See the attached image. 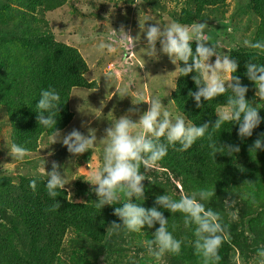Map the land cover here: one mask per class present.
Returning <instances> with one entry per match:
<instances>
[{"label": "trees", "instance_id": "16d2710c", "mask_svg": "<svg viewBox=\"0 0 264 264\" xmlns=\"http://www.w3.org/2000/svg\"><path fill=\"white\" fill-rule=\"evenodd\" d=\"M68 1L0 0V108L6 110L12 125L11 144L24 146L29 154L36 153L54 131L37 122L35 105L41 91L54 88L59 92L62 105L57 113V128L61 130L73 119L69 106L72 89L96 87V82L86 77L89 66L81 51L62 38L66 26H61L62 31H52L51 24L58 28L60 25L49 20V14ZM108 1H115L114 8L120 1L133 8L142 2L139 8L150 6L156 13L166 11H163L162 0ZM176 1L180 2V11L175 8L168 14L173 21L184 25L209 22L213 17L234 21L245 15L246 22L236 26L249 33L232 36L238 42L228 48L231 58L239 65L234 75L249 87L246 98L253 99L256 89L254 82L245 75L246 65L255 61L264 64V53L246 47L243 41H264V0H235L231 15L228 14L229 0ZM126 49L128 53L131 51ZM193 75L195 73L177 78V88L169 94L173 100L171 111L176 115L183 114L197 125L214 124L218 118L216 111L228 108L227 97L220 96L208 103L204 101V107L197 108L194 98L188 95L189 91L197 90ZM258 108L264 117V101ZM237 133L238 125L225 122L212 134L216 142L240 145L241 151L234 157L218 152L215 158L207 137L198 140L186 152L170 148L168 155L158 162V168L172 174L175 180L170 177L168 185L165 182L161 188H156L152 182L144 183L145 200L132 198L133 202L143 203L145 208L157 206V196L166 191L172 193L171 186L174 185L169 184L170 180L177 182L176 187L185 195L198 188L216 192L205 207L220 213L228 225V236L220 248L218 264H237L233 262L236 255L242 264L255 263L256 249L264 246V150L250 151L254 141L264 133V122L250 138L241 139ZM12 160L8 159V163ZM0 173V264H103L105 257V264H203L202 258L194 254L188 243L182 246L179 256L166 254L160 261L150 257L141 242L153 238L158 223L154 228L145 226L142 233H128L113 227V222L122 223L114 214V208L127 201L101 209L96 207V202L71 201L66 189L57 197L61 208L52 212L49 208L56 201L47 195L45 177L38 176L39 173L12 175L8 170ZM32 179H37L36 191L29 186ZM226 199L234 200L235 204L226 207ZM160 210L169 219L170 231L173 224L177 225L174 233L177 238L195 239V226L185 229L180 213ZM231 214L237 217L235 221ZM248 217H251L249 227L253 237L245 234ZM134 243L138 250L133 253Z\"/></svg>", "mask_w": 264, "mask_h": 264}, {"label": "clouds", "instance_id": "9594fccd", "mask_svg": "<svg viewBox=\"0 0 264 264\" xmlns=\"http://www.w3.org/2000/svg\"><path fill=\"white\" fill-rule=\"evenodd\" d=\"M149 20H156V18L147 15L143 21L140 19V28L146 33V46L141 48L143 55L146 54L158 60L161 53L166 54L171 63L176 66L175 71L171 72L174 73L175 85L167 79L159 82L168 89V94L163 97L177 88L178 77L195 73L192 80L197 90L189 91L188 95L194 98L197 108L204 107V101L208 103L220 96L227 97L228 108L216 111L218 118L214 124L210 122L202 125L194 124L183 114H173L171 111L173 100L165 106L161 95L154 94L149 99L144 92H141L133 104L147 102L149 104L147 111L141 112L139 108L133 107L125 115L108 119L110 126L105 129L104 138L98 140L94 128H89L88 134L78 129L62 134L57 128V113H60L62 105L61 96L54 88L41 91L39 102L35 105V110L38 112L37 122L39 126L54 129L51 145L62 142L73 156L82 155L89 150L94 151L97 143L103 145L102 165L94 167L91 162H88L87 168L91 170L88 182L93 185L92 190L98 197L96 207L103 209L106 205L120 203V193L123 192L127 202L114 208V214L122 223L113 222V227L128 233H142L145 226L154 228L158 223L159 227L152 233L153 238L141 242L150 257L160 261L166 254L179 256L182 246L188 243L192 245L194 254L202 258L203 264H218L221 259L220 248L228 236V225L220 213L205 207L206 202L216 196V192L209 191L207 188H198L187 195L181 194L177 199L166 191L165 194L156 197L155 205L159 207L151 208H145L142 206L143 203L133 202L132 198L135 197L136 201L145 200L143 184L147 178L145 172L158 170V162L168 155L170 148L177 152H186L198 140L207 137L208 147L215 158L218 152L233 157L240 153V145L216 142L212 134L221 129L225 122H230L231 125H238L237 134L241 139L250 138L254 130L264 122V117L260 115L261 109L258 108L259 103L264 101V64L255 61L246 65L245 75L249 81L254 82L256 89L254 98L247 99L249 87L242 83L239 76L234 75L239 65L231 58V49L219 41L216 43L210 41L206 33L207 23L198 21L191 25H184L176 21L156 20L154 25L146 26ZM104 30L109 32V36L107 40L101 39L98 42L97 51L103 53L106 50L117 63L125 60L119 52L121 48L134 49L140 41V36L132 37L124 27L117 31L112 25L109 28L105 24ZM157 42L160 45L159 49ZM193 43H195V49ZM243 44L264 53V41L253 42L245 39ZM224 49L229 51L226 53ZM213 57H215L214 63ZM103 77L109 87L113 74L106 72ZM116 92L121 99L130 95L127 88H116ZM111 98L107 95L108 100ZM105 103L106 100L102 101L100 109ZM88 112L101 118L98 114ZM136 113H140L138 120L133 119ZM7 147L13 160L24 162L29 154L24 146L15 143ZM253 150L256 152L264 150V133H261L254 141L250 148V151ZM141 165L144 172L140 170ZM43 167L46 170L45 164ZM60 167L53 162L51 171L42 170V174L46 176L47 195L56 201L49 208L52 212L61 208L57 197L60 192L67 191L65 186L69 184L66 170L61 172ZM29 186L36 191L37 179H32ZM224 203L226 207H229L233 206L235 201L226 199ZM160 209L169 210L172 214L180 213L185 229L195 226V239L188 241L184 237L177 238L174 235L177 225L173 224L170 231L169 219ZM231 219L233 221L237 219L235 214H231ZM255 264H264V246L256 249Z\"/></svg>", "mask_w": 264, "mask_h": 264}, {"label": "rangeland", "instance_id": "374dc122", "mask_svg": "<svg viewBox=\"0 0 264 264\" xmlns=\"http://www.w3.org/2000/svg\"><path fill=\"white\" fill-rule=\"evenodd\" d=\"M163 1L165 5L163 6V11L166 10L165 13L161 11L156 13L153 10L154 7L150 8L148 5L146 9L139 8L142 2H139L136 8H133L129 4L127 5L126 2L120 1L118 7L114 8L115 1L113 3L108 0H81L79 3L76 0H70L63 7L53 10L49 14V20H53L60 25V28H58L57 26L55 27L56 24H51L52 31H62L61 26H66V30L64 31L66 36L61 34L64 35L62 38L81 51L89 66L86 77L88 80L96 82V87L94 88L75 87L72 89L69 106L73 112V119L66 127L61 129L62 134H67L73 129H78L82 133L88 134V129L94 128L96 129L97 139H102L105 135V129L110 126L108 119L125 115L133 107L139 108L141 112L147 111L149 107L147 102H141L138 105L133 104V101L136 102L141 92H144L146 98L149 99L154 94H159L163 97L168 94V89L159 82L167 79L175 85L174 73L171 72L175 71L176 66L171 63L170 58L166 54L161 53L160 58L157 60L148 57L146 54L143 55V50H141L142 47L146 46V33L142 32L140 28V19L143 21L145 16L152 15L156 20L161 22L173 21L168 13L175 8L176 10L180 8V2L176 0ZM229 1L231 4L229 6L230 13L228 14L231 15L236 1ZM230 19L221 21L213 17L212 21H202L207 23L206 33L212 43L219 41L226 47L234 46L238 41L234 40L232 36H243L242 34L249 33V31L245 32L236 26L238 23L241 25L246 22L245 15L236 17L234 21ZM156 20L147 21L146 26L154 25ZM105 24L109 28L112 25L117 31L121 27H124L132 37L140 36V41L134 49L130 48L131 51L129 53L126 47L119 50L121 55L125 57V60L121 61V63H117L106 50L103 53L97 51L96 45L98 42L101 39L107 40L109 36V32L104 30ZM159 47V42H157V48L159 49ZM223 51L227 53L228 49H224ZM214 61L215 57L212 58L213 63ZM106 72L113 74L109 87H107V81L103 77ZM116 73L119 75L116 76ZM149 75L151 76L150 80ZM116 88H127L130 95H126L121 99L119 93L116 92ZM107 95L112 98L108 100ZM105 100L106 103L100 109L102 101ZM169 101V95L162 98V103L165 106L168 105ZM88 111L100 115L101 118H97ZM139 115L140 113L134 114L133 119L138 120ZM0 125V172L8 170L12 171V175L39 173L38 176L46 178L42 174V170L51 171L53 162H56L61 166V172L66 170L69 184L65 187L68 190L70 200L96 202L98 197L92 190L93 185L88 182L91 170L87 168L88 162H91L94 167L102 165V144L97 143L94 151L89 150L82 155L73 156L62 142L51 145L52 136H50L41 143L36 153L28 154L24 162L12 160L11 163H8V159L12 158L9 155L10 150L7 147L12 142V125L8 121L4 108H0ZM44 164L46 170H44ZM140 170L144 172L142 167ZM145 175L147 178L143 181V184L152 182L156 185V188H161L170 177L175 180L172 174L168 175L161 168L149 170L145 172ZM170 181L169 184L175 186H171L172 193L170 194L179 197L181 194L185 195L182 189L179 190L176 187L177 182ZM120 196V201H127V197L123 192L120 193ZM135 243L132 245L133 253L138 250L134 248ZM105 260L106 257L103 258V264H105ZM233 262L237 264L243 263L237 255ZM248 264L255 263L253 261Z\"/></svg>", "mask_w": 264, "mask_h": 264}, {"label": "water", "instance_id": "95a60500", "mask_svg": "<svg viewBox=\"0 0 264 264\" xmlns=\"http://www.w3.org/2000/svg\"><path fill=\"white\" fill-rule=\"evenodd\" d=\"M250 219H251V217H248L246 219V222H245V225H246L245 226V234L248 235V236H250V237H253V234H252L251 229L249 227V221H250Z\"/></svg>", "mask_w": 264, "mask_h": 264}]
</instances>
